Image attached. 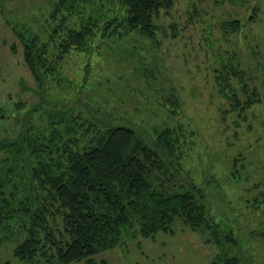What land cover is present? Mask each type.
I'll use <instances>...</instances> for the list:
<instances>
[{"label":"rangeland","instance_id":"rangeland-1","mask_svg":"<svg viewBox=\"0 0 264 264\" xmlns=\"http://www.w3.org/2000/svg\"><path fill=\"white\" fill-rule=\"evenodd\" d=\"M53 2L0 0V139L15 136L30 111L42 129L58 112L98 129L128 127L151 147L168 128L175 152L155 150L164 163L150 181L166 193L200 189L213 224L176 217L151 237L133 228L121 245L72 264H264V0H175L151 35L91 36L64 57L40 103L3 17L41 30ZM254 89L258 99L242 109ZM22 238L0 241V264H24L13 255Z\"/></svg>","mask_w":264,"mask_h":264},{"label":"trees","instance_id":"trees-1","mask_svg":"<svg viewBox=\"0 0 264 264\" xmlns=\"http://www.w3.org/2000/svg\"><path fill=\"white\" fill-rule=\"evenodd\" d=\"M96 1L54 0L41 30L18 28L12 14L3 17L21 43L40 103L71 50L95 35H151L158 12L175 0ZM257 99L254 89L239 102L246 109ZM31 115L15 136L0 139V241L23 233L13 255L24 264L86 260L121 245L133 228L143 237L167 232L176 217L200 228L213 225L200 189L166 193L150 181L152 170L164 163L155 150L175 152L176 137L168 128L151 147L128 127L98 129L90 119L56 112L42 129ZM215 242L221 245V239Z\"/></svg>","mask_w":264,"mask_h":264}]
</instances>
